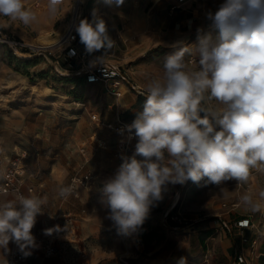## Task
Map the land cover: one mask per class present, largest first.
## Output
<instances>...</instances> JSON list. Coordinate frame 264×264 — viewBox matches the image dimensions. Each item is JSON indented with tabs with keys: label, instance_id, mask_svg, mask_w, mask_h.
Wrapping results in <instances>:
<instances>
[{
	"label": "rangeland",
	"instance_id": "rangeland-1",
	"mask_svg": "<svg viewBox=\"0 0 264 264\" xmlns=\"http://www.w3.org/2000/svg\"><path fill=\"white\" fill-rule=\"evenodd\" d=\"M197 1L204 7L196 12L198 21L191 33L181 32L175 39L170 30L168 43L153 44L129 61L113 59L119 55L118 39L113 40L112 52H97V57L104 56L103 62L120 64L129 75L135 89L121 81L122 91L129 88L136 95L139 90L143 92L150 78L162 75L163 58L178 50L177 45L189 48V53L185 54L187 70H196L188 65L187 57L197 54L198 29L201 35L210 34L213 39L218 36V31L210 27L206 13L214 12L223 0ZM24 4L37 19L26 26L19 20L0 16L1 30L34 47H40L35 38L41 32L55 29L65 33L72 10H63L60 5L58 12L52 15L47 0H24ZM81 14V19L89 18L92 11L82 10ZM107 29L110 37H119L116 28L114 33ZM53 48L40 47L38 54L27 57L12 54L0 44V184L2 171L23 153L20 192L25 196L47 198L32 229L37 245V249L31 250L32 264H180L181 258L183 264H232L219 239H209L202 244L196 237L200 223L219 218L250 217L253 225L244 237L264 242V199L259 197L264 190V170L261 169H251L246 183L232 180L216 186L206 184L205 180L199 183L189 180L183 185H169L164 198L151 209L136 232L119 234L107 218L109 209L102 202V187L109 179L107 158L110 152L95 150L90 142L94 134L107 143L113 141L111 131L99 128L91 115L97 114L105 121L118 120L116 106L110 109L107 106L116 100L115 96L109 90L107 97L108 87L102 82L97 83V87L85 82L76 72V66L64 57L62 45ZM137 83L142 88H138ZM138 96L144 104L145 95ZM105 97L109 98L106 102ZM202 106L222 107L215 100L207 99ZM135 115L125 112L119 119L131 123ZM84 172H91L94 178L88 186L66 199L60 198L58 189ZM30 185L37 190L29 192ZM245 194L260 203L262 210L252 212L247 208L241 200ZM17 197L14 189L7 194L0 193V203ZM57 225L60 231L44 234L45 229ZM46 243L55 248L50 257L44 255ZM12 248L10 242L8 252L0 250V260ZM256 251L259 258L253 256L252 259L257 260L255 264H264L258 246Z\"/></svg>",
	"mask_w": 264,
	"mask_h": 264
},
{
	"label": "clouds",
	"instance_id": "clouds-1",
	"mask_svg": "<svg viewBox=\"0 0 264 264\" xmlns=\"http://www.w3.org/2000/svg\"><path fill=\"white\" fill-rule=\"evenodd\" d=\"M62 3L47 0L49 13L55 15ZM104 3L120 7L124 0ZM0 16L26 26L37 19L24 0H0ZM206 19L218 36L201 35L198 29L197 69L187 70L185 54L190 50L177 45L178 50L163 58L162 75L148 80L141 93L143 108L126 126L127 139L137 141L134 153L122 157L102 187L107 218L119 234L136 232L169 185L189 180L216 186L232 180L246 183L251 169L264 170V0H223ZM75 31L89 54L115 46L95 10ZM206 99L222 107L205 108ZM58 194L66 199L72 187L62 186ZM259 197L264 199V190ZM241 200L252 212L262 210L249 194ZM46 203V197L31 194L0 203V250L8 252L11 242L25 257L32 254L37 247L32 229ZM55 231L59 225L44 234Z\"/></svg>",
	"mask_w": 264,
	"mask_h": 264
},
{
	"label": "crops",
	"instance_id": "crops-1",
	"mask_svg": "<svg viewBox=\"0 0 264 264\" xmlns=\"http://www.w3.org/2000/svg\"><path fill=\"white\" fill-rule=\"evenodd\" d=\"M198 3L199 2L197 0H184L182 2H179L178 0H124V4L122 6L116 7L115 4L111 6L105 4L104 0H86L82 7V10L83 12L85 11V13H88V11L90 10L92 12L93 10H95L97 15H99L106 21L107 27L111 31H113V33L115 32V28L119 31L118 38L115 37V35L111 37V39L114 41L117 39L119 40V55H117L118 57L113 59L116 61L122 59L129 61L133 56L138 55L144 49L150 47L153 44L166 42L168 43L170 38V30H172V36L174 35L175 39L181 32L191 33L194 28V24L198 21L196 12L198 11V9L201 10L204 7V4ZM176 4L179 5V7L173 8V6ZM72 5L73 0H63V3L61 4V9L72 10ZM87 19L91 20L92 15ZM166 21L168 22L166 23ZM165 25L168 26L164 28L163 31L162 28ZM159 32L163 33V35L159 34ZM81 45L82 48H85L82 43ZM110 52H112V50ZM190 56L198 55L191 54ZM96 58L97 52L89 54V59L92 62L95 61ZM188 59L189 56L187 57L188 65L197 69V64L189 63ZM97 83L99 82H93L88 84L97 87ZM136 86L138 88H142V85L140 83H137ZM131 88L135 89L134 86H131ZM128 89L129 88H125V91H123V94L119 99L115 98V101L107 105L109 109L113 108L114 105L116 106L117 119H119L120 115L122 116V114L125 112L127 114H129L130 112L137 114L139 111L142 110V98L138 95L143 94H140L139 90L137 91L138 95H136L135 92L130 91ZM109 90L110 89L107 90V94ZM107 97H109V94ZM108 99L109 98L105 97L104 102H106ZM134 119L131 120V123L134 121ZM103 121L105 120L103 119ZM126 122L130 123V121L128 120H126ZM98 127L104 128L100 124L98 125ZM114 142L115 135L113 134V141H108L109 147L107 149H104L110 152L107 158L109 159L108 164H110V159L112 157V148L113 144H115ZM220 221L221 218H219V220L213 219L211 221L206 222V224L200 223L197 226L198 234H196V237L202 244H206L209 239H219V241H221L223 245L225 254L234 263V257L236 253L241 251L243 254L248 255L249 244L251 242V239L249 238L247 243H243L241 237L242 235L246 236V234L248 233L246 231L249 230L252 226L244 228L243 230H229L223 228L221 226ZM252 241H255L256 248L258 246L259 256H264V242H258L256 238ZM35 249L37 248H34V250ZM255 257H257L256 259L259 258L258 256ZM252 258L253 257L248 256L246 258V262H244L243 264H255L257 260Z\"/></svg>",
	"mask_w": 264,
	"mask_h": 264
},
{
	"label": "built area",
	"instance_id": "built-area-1",
	"mask_svg": "<svg viewBox=\"0 0 264 264\" xmlns=\"http://www.w3.org/2000/svg\"><path fill=\"white\" fill-rule=\"evenodd\" d=\"M86 0H74L72 6L71 17L68 22L67 29L65 31V35L62 38V46L64 50V57L67 61L72 62L76 66V72L81 76H84L85 82L93 83V82H102L104 83L108 89H110L111 93L115 96V98L119 99L123 91L121 90V81L126 82L128 86H132L130 82L129 75L121 67L119 64L114 63H95L89 59V54L86 52L85 48H82V45L79 41V35L76 33L75 29L81 20V11ZM182 2L184 0H178ZM179 5H174L173 8H177ZM0 44L4 45L8 50L15 55H26L30 57L31 55H36L40 52V47H34L24 42L21 39L16 38L14 35L9 34L8 32H4L0 29ZM189 63L197 64L198 56H189ZM142 93V90L139 91ZM91 120L94 122H98L102 127L112 131L115 135V144H113L112 148V157L110 159L109 170L107 171V178L112 177L119 165L122 163L123 156H131L134 153L136 139H132L129 141L127 139L128 133L126 131V126L131 123L126 122L124 120H116V121H103L97 114L91 115ZM98 124V125H99ZM92 142L93 149H107L109 147L108 143L99 139L96 134L90 137ZM84 151V149H83ZM24 154L22 153L18 158L14 159L11 162L10 167L5 168L2 171V183L0 184V193H6L10 190H15L17 195H23L19 186L21 185V180L19 179V172L22 169V159ZM139 159V157H138ZM93 175L91 172H84L81 175L73 176L70 179L68 184L65 186L72 187V194L75 193L79 189H85L88 184L93 180ZM38 187H41L40 184ZM37 188L34 186H29L28 191L34 192ZM59 195V194H58ZM71 196V195H70ZM62 199H65L59 196ZM251 218H241L238 220H225V218H221V226L223 228L233 230V229H241L252 226ZM243 243H247L248 240L243 235L241 237ZM45 257H50L54 254L53 246L50 243H46L43 247ZM250 256H257V251L255 247V241H251L249 244L248 255L243 254L241 251L236 253L234 257L233 264H243L246 262V258ZM0 264H31L30 256L25 257L17 248V246L13 243V248L10 250L9 254L0 261Z\"/></svg>",
	"mask_w": 264,
	"mask_h": 264
},
{
	"label": "bare ground",
	"instance_id": "bare-ground-1",
	"mask_svg": "<svg viewBox=\"0 0 264 264\" xmlns=\"http://www.w3.org/2000/svg\"><path fill=\"white\" fill-rule=\"evenodd\" d=\"M64 35L65 34L60 33L59 30L58 31H56L55 29L48 30L45 32H41V34H39L35 38V43H37L40 47L54 46V48L57 49L61 47L62 38Z\"/></svg>",
	"mask_w": 264,
	"mask_h": 264
},
{
	"label": "trees",
	"instance_id": "trees-1",
	"mask_svg": "<svg viewBox=\"0 0 264 264\" xmlns=\"http://www.w3.org/2000/svg\"><path fill=\"white\" fill-rule=\"evenodd\" d=\"M81 76H82V75H81ZM81 76H80V77H81ZM82 78H83V80L85 81L84 76H82ZM168 216H169V215H168Z\"/></svg>",
	"mask_w": 264,
	"mask_h": 264
}]
</instances>
